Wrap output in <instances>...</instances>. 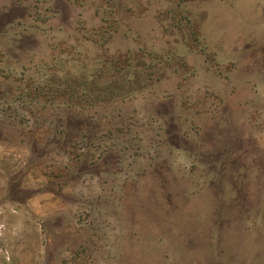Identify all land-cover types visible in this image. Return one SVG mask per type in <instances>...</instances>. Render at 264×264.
I'll return each mask as SVG.
<instances>
[{
	"label": "rangeland",
	"instance_id": "1",
	"mask_svg": "<svg viewBox=\"0 0 264 264\" xmlns=\"http://www.w3.org/2000/svg\"><path fill=\"white\" fill-rule=\"evenodd\" d=\"M0 264H264V0H0Z\"/></svg>",
	"mask_w": 264,
	"mask_h": 264
}]
</instances>
